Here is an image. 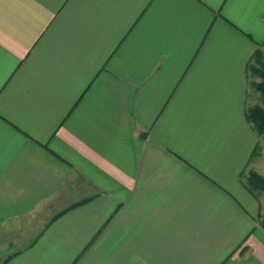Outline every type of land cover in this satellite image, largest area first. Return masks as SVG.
I'll return each mask as SVG.
<instances>
[{
    "label": "crops",
    "instance_id": "obj_1",
    "mask_svg": "<svg viewBox=\"0 0 264 264\" xmlns=\"http://www.w3.org/2000/svg\"><path fill=\"white\" fill-rule=\"evenodd\" d=\"M263 41L264 0H0V264H264Z\"/></svg>",
    "mask_w": 264,
    "mask_h": 264
},
{
    "label": "trees",
    "instance_id": "obj_2",
    "mask_svg": "<svg viewBox=\"0 0 264 264\" xmlns=\"http://www.w3.org/2000/svg\"><path fill=\"white\" fill-rule=\"evenodd\" d=\"M263 46L264 41L259 44L258 48L255 50V53L252 54V58L247 66V69L249 70L252 76L259 77V80L256 82H252L251 85L254 88L255 92L258 93L260 97L264 100V60L261 56V48ZM244 115V119L251 124L253 128L252 130L257 135L264 133V108L260 104L257 103V105L246 107ZM256 152L257 151L253 152L251 158L256 155ZM245 184H247V187L253 192L264 191V176L258 175L253 171H250L246 178ZM259 222L261 227L264 228V215L259 220ZM6 263L7 259L2 262V264Z\"/></svg>",
    "mask_w": 264,
    "mask_h": 264
},
{
    "label": "rangeland",
    "instance_id": "obj_3",
    "mask_svg": "<svg viewBox=\"0 0 264 264\" xmlns=\"http://www.w3.org/2000/svg\"><path fill=\"white\" fill-rule=\"evenodd\" d=\"M261 51H262L261 52V56L263 57V60H264V52H263V50H261ZM251 77H252L251 79H256L257 76H252L251 75ZM249 87H250V90H252V91L254 90V88L252 87V85L249 86ZM257 103L260 104L261 106L263 105L262 107L264 108V100L262 98L259 97L257 99Z\"/></svg>",
    "mask_w": 264,
    "mask_h": 264
}]
</instances>
